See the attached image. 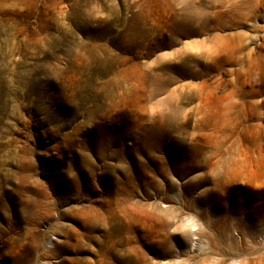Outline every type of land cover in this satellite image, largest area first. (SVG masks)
<instances>
[{
    "label": "rangeland",
    "instance_id": "obj_1",
    "mask_svg": "<svg viewBox=\"0 0 264 264\" xmlns=\"http://www.w3.org/2000/svg\"><path fill=\"white\" fill-rule=\"evenodd\" d=\"M215 5L0 0V264L264 252L263 11L220 58Z\"/></svg>",
    "mask_w": 264,
    "mask_h": 264
},
{
    "label": "bare ground",
    "instance_id": "obj_2",
    "mask_svg": "<svg viewBox=\"0 0 264 264\" xmlns=\"http://www.w3.org/2000/svg\"><path fill=\"white\" fill-rule=\"evenodd\" d=\"M242 6L250 9L248 13L246 12L244 17H247L249 20L253 18L256 19V15L253 12L259 10V12L263 11L262 20H264V0H216V41L217 52L220 58L225 52L229 57H231L234 52L236 20L240 15L239 10ZM103 243L104 242H102V244ZM105 245L106 243H104L103 246L105 247ZM96 252L97 255L94 264H126L131 260L129 256L122 254L124 250H96ZM232 255L239 259L237 261L238 264H241L242 261H245V264H264L263 250H251V257H245L242 250H233ZM198 261L199 260H197V262ZM206 262L207 261H204L202 264H206ZM213 264H222V259H217Z\"/></svg>",
    "mask_w": 264,
    "mask_h": 264
}]
</instances>
